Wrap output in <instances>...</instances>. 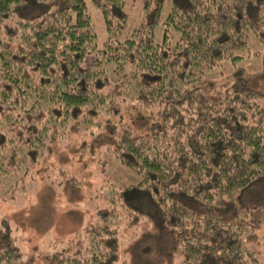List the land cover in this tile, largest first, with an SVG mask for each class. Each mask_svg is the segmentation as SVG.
Masks as SVG:
<instances>
[{
	"label": "trees",
	"instance_id": "obj_1",
	"mask_svg": "<svg viewBox=\"0 0 264 264\" xmlns=\"http://www.w3.org/2000/svg\"><path fill=\"white\" fill-rule=\"evenodd\" d=\"M165 1L144 0L141 23L99 46L88 3L108 34L126 23L123 0H0V173L111 106L127 80L163 106L146 131L112 128L137 183L108 185L85 244L48 250L45 264H121L119 209L150 222L144 257L264 264V93L239 67L205 76L240 58L249 33L264 43V0H169L161 22ZM15 238L1 218L0 264H24Z\"/></svg>",
	"mask_w": 264,
	"mask_h": 264
},
{
	"label": "rangeland",
	"instance_id": "obj_2",
	"mask_svg": "<svg viewBox=\"0 0 264 264\" xmlns=\"http://www.w3.org/2000/svg\"><path fill=\"white\" fill-rule=\"evenodd\" d=\"M143 1L123 0L126 23L121 30L108 34L99 12L88 3L98 45L109 38L122 39L140 24L144 18ZM170 3L165 1L160 21ZM161 22L155 30L156 40L162 36ZM246 40L244 47L235 50L240 58L224 62L205 76L209 80H221L239 67L250 84L264 93V77L260 73L264 43L251 33ZM129 81L117 88L111 106L89 114L90 118L78 123L77 129L67 126L57 142L47 145L37 158L24 159L20 162L22 166L16 160L19 165L14 163L15 167L10 160L4 162L8 165L6 172L0 173V219L10 221L24 264H45V253L54 248H67L74 243L82 247L83 227L96 220L98 209L108 206L102 195L114 196L113 190L106 191L108 185L137 183L138 175L115 157L117 137L112 128L124 124L133 132L146 131L149 123L160 119L163 106L157 99L153 104L138 99L133 90L135 83ZM112 84L108 87L112 88ZM118 217L121 264H178L170 250L161 255L151 253L148 258L141 254L143 240L153 230L145 217L135 219L123 209H119Z\"/></svg>",
	"mask_w": 264,
	"mask_h": 264
}]
</instances>
